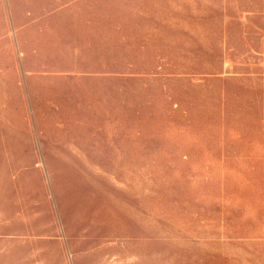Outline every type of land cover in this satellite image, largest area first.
Returning a JSON list of instances; mask_svg holds the SVG:
<instances>
[{
  "label": "rangeland",
  "instance_id": "374dc122",
  "mask_svg": "<svg viewBox=\"0 0 264 264\" xmlns=\"http://www.w3.org/2000/svg\"><path fill=\"white\" fill-rule=\"evenodd\" d=\"M0 264H264V0H0Z\"/></svg>",
  "mask_w": 264,
  "mask_h": 264
}]
</instances>
